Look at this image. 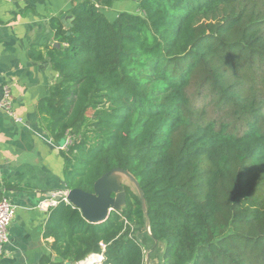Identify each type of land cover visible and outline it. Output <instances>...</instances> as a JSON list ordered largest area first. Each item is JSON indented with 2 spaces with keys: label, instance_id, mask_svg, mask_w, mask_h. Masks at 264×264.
I'll return each instance as SVG.
<instances>
[{
  "label": "trees",
  "instance_id": "1",
  "mask_svg": "<svg viewBox=\"0 0 264 264\" xmlns=\"http://www.w3.org/2000/svg\"><path fill=\"white\" fill-rule=\"evenodd\" d=\"M115 1L74 0L71 27L50 19L58 78L38 113L56 145L74 138L67 190L122 169L147 216L130 190L103 224L61 199L40 264H145L147 240L163 264H264V0H139L110 21Z\"/></svg>",
  "mask_w": 264,
  "mask_h": 264
},
{
  "label": "crops",
  "instance_id": "2",
  "mask_svg": "<svg viewBox=\"0 0 264 264\" xmlns=\"http://www.w3.org/2000/svg\"><path fill=\"white\" fill-rule=\"evenodd\" d=\"M73 1L0 0V90L10 87L15 116L21 119L16 122L0 110V199L15 208L0 264H40L53 242L44 235L52 209L45 208L65 192L64 149L50 138L38 105L58 78L46 56V48L57 43L50 19L60 16L67 25ZM132 8L116 0L105 13L114 21ZM31 48L42 51L44 59H32Z\"/></svg>",
  "mask_w": 264,
  "mask_h": 264
},
{
  "label": "water",
  "instance_id": "3",
  "mask_svg": "<svg viewBox=\"0 0 264 264\" xmlns=\"http://www.w3.org/2000/svg\"><path fill=\"white\" fill-rule=\"evenodd\" d=\"M67 19V27H71L73 17ZM54 47L60 48L61 45L56 43ZM121 177H127L136 186V190L142 200L143 210L147 216L143 193L138 181L133 175L122 169H115L101 177L95 183L93 193L85 192L81 189L67 190L66 182H63L65 185L66 202L80 210L87 222L91 224H103L110 218L112 213L122 212L127 204V192L125 191ZM61 199L62 197H59L57 200L60 201ZM149 224L148 219L147 231L150 233Z\"/></svg>",
  "mask_w": 264,
  "mask_h": 264
},
{
  "label": "built area",
  "instance_id": "4",
  "mask_svg": "<svg viewBox=\"0 0 264 264\" xmlns=\"http://www.w3.org/2000/svg\"><path fill=\"white\" fill-rule=\"evenodd\" d=\"M0 110L5 112L7 116L14 119L16 122H21V119L16 118L14 110H13V99L11 95V90L8 85H5L0 90ZM73 137L71 135H67V139L65 144L63 145L64 150H68L69 146L73 141ZM62 199L66 202L65 193L61 195ZM59 201L51 200L48 202V208H54L58 204ZM44 209V207L41 206ZM15 216V208L10 203L7 198H3L0 201V257L3 255L4 249L9 243V227ZM103 261V257H102ZM102 261L100 264H102Z\"/></svg>",
  "mask_w": 264,
  "mask_h": 264
},
{
  "label": "rangeland",
  "instance_id": "5",
  "mask_svg": "<svg viewBox=\"0 0 264 264\" xmlns=\"http://www.w3.org/2000/svg\"><path fill=\"white\" fill-rule=\"evenodd\" d=\"M129 2V6L133 7L132 9H130L128 12H136L138 9L136 8V1L137 0H125ZM121 181L123 183V186L125 188V191L127 192V190H130L134 193H137L138 191L136 190V186L130 182V180L127 177H121ZM137 237H139L140 240L144 239V234H136ZM144 252H145V264H163L162 261V256L164 255L165 252V245L162 243H155L152 242L150 240H147L144 243ZM89 260V258L87 259ZM87 260L85 262H83L82 264L86 263Z\"/></svg>",
  "mask_w": 264,
  "mask_h": 264
},
{
  "label": "bare ground",
  "instance_id": "6",
  "mask_svg": "<svg viewBox=\"0 0 264 264\" xmlns=\"http://www.w3.org/2000/svg\"><path fill=\"white\" fill-rule=\"evenodd\" d=\"M101 257L102 256H100V255H92V258H90L89 261H87L86 264H97V263L102 261Z\"/></svg>",
  "mask_w": 264,
  "mask_h": 264
}]
</instances>
